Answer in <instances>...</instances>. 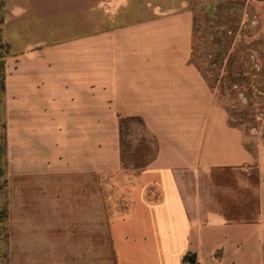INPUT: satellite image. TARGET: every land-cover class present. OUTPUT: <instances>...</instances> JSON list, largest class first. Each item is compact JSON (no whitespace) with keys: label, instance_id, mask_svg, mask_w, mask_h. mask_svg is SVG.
I'll return each instance as SVG.
<instances>
[{"label":"crops","instance_id":"1","mask_svg":"<svg viewBox=\"0 0 264 264\" xmlns=\"http://www.w3.org/2000/svg\"><path fill=\"white\" fill-rule=\"evenodd\" d=\"M0 37L14 263L102 264L104 222L113 264H264V116L230 123L188 0H0Z\"/></svg>","mask_w":264,"mask_h":264},{"label":"rangeland","instance_id":"2","mask_svg":"<svg viewBox=\"0 0 264 264\" xmlns=\"http://www.w3.org/2000/svg\"><path fill=\"white\" fill-rule=\"evenodd\" d=\"M188 1L195 15L192 62L213 86L217 100L229 112L232 125L245 130L258 126L264 116V40L259 36L264 0ZM8 56L9 47L0 37V264H84L78 262L77 247L72 244L65 247L70 251L69 256L65 254L64 257L70 261L14 263L11 259L9 196L12 187L9 186L8 175L4 94ZM126 130L123 140L125 161L149 160L154 154V146L145 137L140 124L131 122ZM116 208L119 206L111 209ZM106 232L103 222L102 264H113ZM65 233L54 231V237H67ZM76 233V230H69V237L76 238Z\"/></svg>","mask_w":264,"mask_h":264},{"label":"built area","instance_id":"3","mask_svg":"<svg viewBox=\"0 0 264 264\" xmlns=\"http://www.w3.org/2000/svg\"><path fill=\"white\" fill-rule=\"evenodd\" d=\"M189 256H190V255H187V256L185 257L184 264H198V263L196 262L195 259H194V261H191V259H190Z\"/></svg>","mask_w":264,"mask_h":264},{"label":"trees","instance_id":"4","mask_svg":"<svg viewBox=\"0 0 264 264\" xmlns=\"http://www.w3.org/2000/svg\"><path fill=\"white\" fill-rule=\"evenodd\" d=\"M189 257H190L191 261H194L195 257L193 255H190Z\"/></svg>","mask_w":264,"mask_h":264}]
</instances>
